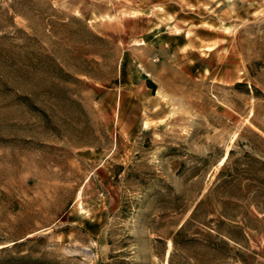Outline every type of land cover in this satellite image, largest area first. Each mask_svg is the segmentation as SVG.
Here are the masks:
<instances>
[{"label":"rangeland","instance_id":"obj_1","mask_svg":"<svg viewBox=\"0 0 264 264\" xmlns=\"http://www.w3.org/2000/svg\"><path fill=\"white\" fill-rule=\"evenodd\" d=\"M197 204L173 264H264V0H0V264H168Z\"/></svg>","mask_w":264,"mask_h":264},{"label":"trees","instance_id":"obj_2","mask_svg":"<svg viewBox=\"0 0 264 264\" xmlns=\"http://www.w3.org/2000/svg\"><path fill=\"white\" fill-rule=\"evenodd\" d=\"M200 204H197L194 208V210L192 211V214L190 215L189 219L186 220V222L184 224L181 225V227L179 228L177 234L175 237H173L172 239V245L173 248L169 254V261L168 264H173V256L175 255V251L179 248H185V246H187L188 243H199V238L197 237H190L187 234V230L189 228V226L192 224V219H195V217L197 216V210ZM212 234H208V244L210 246H214L215 242H214V238L215 236H211ZM211 237V238H210ZM230 239L235 240V237H233L232 235L228 236ZM223 243H226V241H223Z\"/></svg>","mask_w":264,"mask_h":264},{"label":"bare ground","instance_id":"obj_3","mask_svg":"<svg viewBox=\"0 0 264 264\" xmlns=\"http://www.w3.org/2000/svg\"><path fill=\"white\" fill-rule=\"evenodd\" d=\"M224 158H225V155L222 157V160H223ZM168 245L171 246V242H170V241H168ZM166 251H167V250H166ZM168 252H169V251L166 252V254H165L166 256H167ZM164 264H167V259H166V261H165Z\"/></svg>","mask_w":264,"mask_h":264}]
</instances>
